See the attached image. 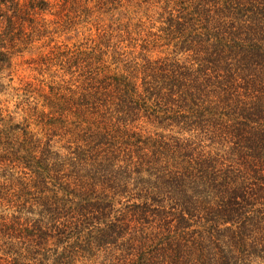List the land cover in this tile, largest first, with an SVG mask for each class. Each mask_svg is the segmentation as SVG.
Masks as SVG:
<instances>
[{
    "label": "trees",
    "instance_id": "16d2710c",
    "mask_svg": "<svg viewBox=\"0 0 264 264\" xmlns=\"http://www.w3.org/2000/svg\"><path fill=\"white\" fill-rule=\"evenodd\" d=\"M0 264H264V0H0Z\"/></svg>",
    "mask_w": 264,
    "mask_h": 264
},
{
    "label": "rangeland",
    "instance_id": "374dc122",
    "mask_svg": "<svg viewBox=\"0 0 264 264\" xmlns=\"http://www.w3.org/2000/svg\"><path fill=\"white\" fill-rule=\"evenodd\" d=\"M68 36H71V34H66ZM161 50H163L162 48H159L158 50H155L154 53H152V55H160L162 54ZM33 51H31L30 53H32ZM23 54V55H22ZM22 54H18L14 57L13 59V64H12V67H13V73L12 76L14 77V79H16L17 77H21L23 73H25V71L23 70V68L20 69V66L18 65V63L20 62V60L23 58V57H27L29 55V52H22Z\"/></svg>",
    "mask_w": 264,
    "mask_h": 264
}]
</instances>
